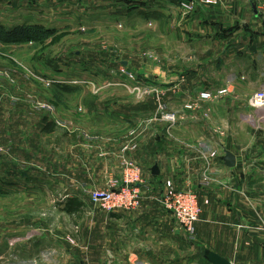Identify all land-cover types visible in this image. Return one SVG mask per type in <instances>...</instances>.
<instances>
[{"label": "rangeland", "instance_id": "obj_1", "mask_svg": "<svg viewBox=\"0 0 264 264\" xmlns=\"http://www.w3.org/2000/svg\"><path fill=\"white\" fill-rule=\"evenodd\" d=\"M182 2L0 0V264H87L99 252L93 248L98 236L91 228L103 227L107 211L90 202L83 190L97 186H78L70 174H65L62 184H41L36 177L38 168L33 167L38 155L36 160L27 159L33 165L19 162L26 158L23 155H17L16 161L11 159L16 156L11 145L45 143L54 152L55 145L63 146L72 134L97 136L92 132L104 130L105 116L110 114L104 112L110 105H147L143 121L175 113V123H152L159 130L185 132L191 127L210 134L222 128L226 136L223 145L239 154L245 166H240L239 177L253 175L246 167L253 159H264V108L248 107V99L264 88V73L242 75L249 91L228 89L225 122H218L221 128L215 122H189L191 113L184 107L187 102L182 108L169 107L168 92L160 91V82H169L170 75L158 76L157 70L167 73L174 67L183 68L182 55L190 48L183 43L186 15ZM122 4V11L129 8L125 21L117 14L120 10L111 8ZM175 30L180 38L174 37ZM59 34L64 35L55 42ZM209 46L212 54H207ZM194 48L198 54H205L203 79L210 86L216 81L232 82V65L240 63L244 70L250 62L238 57L230 68L215 66L216 48L204 42ZM196 61L193 59L192 66H197ZM178 79L183 83L186 78L180 75ZM250 87L255 90L250 91ZM197 93L188 92L178 99L182 103L189 97L194 100ZM43 103L53 110L35 108ZM213 105V121H217L218 106ZM117 108L120 114L125 110ZM36 112L52 118L59 132L40 134ZM211 136L209 142L214 139ZM27 172L35 173L36 180L25 177ZM80 196L85 197L81 208L67 212L69 201Z\"/></svg>", "mask_w": 264, "mask_h": 264}, {"label": "crops", "instance_id": "obj_2", "mask_svg": "<svg viewBox=\"0 0 264 264\" xmlns=\"http://www.w3.org/2000/svg\"><path fill=\"white\" fill-rule=\"evenodd\" d=\"M124 6L117 9L111 6L112 11L120 10L117 14L120 20L124 18L123 21L129 9L122 11ZM174 37L180 38L176 30ZM203 42L216 48L215 66L223 67L225 64L226 68H230L240 57L241 60L250 61L247 62V69L243 70L240 63L232 65L231 71L235 77L232 82L216 81L215 86L207 85L203 79L207 65L203 62L205 54H198L197 48H194V45ZM183 43L190 47L182 55L183 68L174 67L168 69L167 73L158 69L156 72L158 76L170 75L169 82H160V89L168 92L169 107L182 108L186 102L193 101L192 97L183 103L178 99V96L188 92H198V96L204 90L227 86L231 91H249L243 85L242 75L264 73V69L261 70L264 68V0H221L218 5L197 6L194 13L184 18ZM210 47L207 54L213 53ZM193 59L197 60V66H192ZM180 75L186 78L183 83L178 79ZM194 77H198V80H193ZM249 89L255 90L252 87ZM224 96L202 101V108L196 113L193 111L196 119L192 120V112L189 111L188 121L215 122L220 127L218 122H225L227 112ZM175 102H179V106L173 105ZM125 103L107 107L104 113L110 114L105 116L104 122L107 124L104 130L92 132L97 136L72 134L63 142V148L57 143L54 152L46 148L45 143L11 145L16 155L11 159L16 161L17 155H23L26 158L19 162L33 165L27 159H35L38 155L33 166L38 168L36 177L40 183L47 181L49 185L62 184L65 174H70L78 181V186L102 187L110 177L122 176L125 156L141 167L144 180L141 206L133 210L104 211L103 227L91 228L95 237L98 236L93 248L99 252L94 253L87 264H213L206 255L212 251L229 258L233 264H264V159H253L252 164L246 167L254 172L253 175L239 177L240 166H245H242L239 154L223 145L222 139L226 136L221 127L223 131L209 130L210 134L191 127L185 132L159 130L152 123L166 120L143 121L147 105ZM214 103L218 106L215 108L219 117L217 121H213ZM120 106L125 108L121 114L117 108ZM205 112L209 114L208 119L203 117ZM35 116H40L37 127L40 134L59 132L58 125L47 114L36 112ZM48 122L54 125H48ZM141 124L147 128L131 136L130 131ZM211 134L214 139L209 142ZM131 139L135 140L137 147L124 151V146ZM208 146H215L218 150V154L209 161L204 154ZM227 150L236 155L234 167L225 164ZM155 166L157 172L154 171ZM207 171H210L211 180L203 188L202 178ZM26 176L36 180L35 173L27 172ZM167 180H172L179 189L190 188L199 194L203 211L197 222L194 245L188 241L172 214L151 196L153 193L159 194ZM77 198L80 202L85 201V197Z\"/></svg>", "mask_w": 264, "mask_h": 264}, {"label": "built area", "instance_id": "obj_3", "mask_svg": "<svg viewBox=\"0 0 264 264\" xmlns=\"http://www.w3.org/2000/svg\"><path fill=\"white\" fill-rule=\"evenodd\" d=\"M220 2L221 0H183L182 8L186 15H190L195 11L197 6L218 5ZM154 91H158V89ZM227 93V87L204 90L200 92L193 101H189V103L185 104V110L192 112L191 118L194 120L197 117L194 112L202 108V101L217 100ZM248 104L253 109L264 108V88L255 91L249 97ZM35 108L49 111L53 110L51 106H47L44 103L35 106ZM160 109H163V107L160 106ZM203 117L208 119V112H205ZM158 118V116H155L147 121L151 123L153 122L152 120H158ZM160 119H164L168 123H175L176 115L175 113H168ZM55 122L62 125L61 121L57 119H55ZM146 128V125L141 124L137 128H133L129 134L131 136L136 135L139 131H144ZM167 131L170 132V130ZM136 147L137 144L135 140L131 139L129 143L124 146L123 150L127 151ZM204 154H206L205 157L209 161L210 158L218 154V150L215 146H211ZM123 167L124 171L122 176L110 177L104 186L90 189L83 188L90 202L107 212L133 210L141 206L144 196V190L142 188L144 180L142 178L141 167L127 156H125L123 160ZM210 180V171H207L202 178V187L205 188V186H208ZM151 196L153 199H156L165 210L172 214L173 218L184 230L188 241L194 243L197 240V222L200 220L203 211L199 200V194L190 188L179 189L172 180H167L164 183V187L160 190V193H153ZM70 241L75 243L73 238H70Z\"/></svg>", "mask_w": 264, "mask_h": 264}, {"label": "water", "instance_id": "obj_4", "mask_svg": "<svg viewBox=\"0 0 264 264\" xmlns=\"http://www.w3.org/2000/svg\"><path fill=\"white\" fill-rule=\"evenodd\" d=\"M224 161L227 166L234 167L237 163L236 155L233 152L227 150L224 156ZM154 171L157 172L156 166L154 168ZM206 255L210 262H212L213 264H233L229 258L224 257L216 252L212 251L207 253Z\"/></svg>", "mask_w": 264, "mask_h": 264}, {"label": "trees", "instance_id": "obj_5", "mask_svg": "<svg viewBox=\"0 0 264 264\" xmlns=\"http://www.w3.org/2000/svg\"><path fill=\"white\" fill-rule=\"evenodd\" d=\"M63 35L64 34H59V35H57L56 37H55V42L56 41H59L62 37H63ZM54 125L52 122H48V125ZM47 125V126H48ZM83 205V203L82 202H80L79 200H78V198H72L70 201H69V204H68V206H67V212H69V213H74V212H76V211H78L80 208H81V206Z\"/></svg>", "mask_w": 264, "mask_h": 264}]
</instances>
